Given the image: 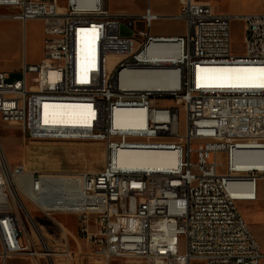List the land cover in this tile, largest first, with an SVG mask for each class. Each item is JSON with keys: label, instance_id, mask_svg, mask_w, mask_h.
Masks as SVG:
<instances>
[{"label": "built area", "instance_id": "obj_1", "mask_svg": "<svg viewBox=\"0 0 264 264\" xmlns=\"http://www.w3.org/2000/svg\"><path fill=\"white\" fill-rule=\"evenodd\" d=\"M90 2L0 0L10 11L1 19L42 21L44 35L42 59L25 60L20 79L0 71L1 121L30 140L95 141L106 149L102 170L45 172L12 166L0 142L2 261L24 256L52 264L59 254L43 234L36 242L26 200L57 223L59 215L75 217L78 236L107 264H262L264 250L239 203L259 202L264 179V13H220L207 1L179 0L169 15L147 0L142 13L130 15L110 12L107 0ZM237 20L245 26L243 56L232 53ZM173 21L184 25L183 34L154 33ZM81 34L93 50L78 65ZM213 67L223 80L251 67L254 82L210 83ZM162 73L163 89L124 82ZM62 102L84 105L85 122L53 121ZM130 118L135 125L123 126ZM129 151L172 154L175 163L130 166L120 161Z\"/></svg>", "mask_w": 264, "mask_h": 264}, {"label": "rangeland", "instance_id": "obj_2", "mask_svg": "<svg viewBox=\"0 0 264 264\" xmlns=\"http://www.w3.org/2000/svg\"><path fill=\"white\" fill-rule=\"evenodd\" d=\"M156 0H153L155 2ZM207 1L219 12L232 14H248L253 12H264V0H199ZM147 5V0H107L106 6L112 13H124L138 15L142 13ZM10 13L8 9L0 8V15ZM244 23L234 21L231 29L232 53L236 56L244 54ZM42 30L43 24L39 21H28L26 24L16 23L13 20L0 19V67L10 69L4 59V54L10 52L12 45L9 38L18 31L21 45L28 53V59H33L42 51ZM154 33L165 34L185 30L181 22L176 24L168 22L154 26ZM5 35H3V33ZM125 34H132L127 27H123ZM12 73V80L21 78V69L9 71ZM0 142L4 153L12 166L24 164L32 170L45 172H76L102 170L106 163V149L102 142L95 141H42L30 140L22 129L17 125L4 123L0 119ZM220 163L226 161L225 154L217 157ZM261 200L259 202H242L239 208L244 214L251 230L264 250V179L259 181ZM27 211L38 225L44 239L58 249V255L52 264H107L105 259L94 253L91 244L78 236L76 219L73 216L60 215L57 217L59 223L66 229L68 242L61 225L37 211L28 201H24ZM26 213V212H25ZM25 221L27 227L33 234L36 242L40 237L38 229L33 222ZM184 240L182 239V243ZM183 247V246H182ZM1 253V247H0ZM44 261V258H43ZM45 264L46 261H44ZM0 264H5L0 256ZM7 264H30V260L24 256L11 257ZM111 264H145L140 260H127L117 258ZM193 264H203L201 261H194ZM264 264V262H262Z\"/></svg>", "mask_w": 264, "mask_h": 264}, {"label": "bare ground", "instance_id": "obj_3", "mask_svg": "<svg viewBox=\"0 0 264 264\" xmlns=\"http://www.w3.org/2000/svg\"><path fill=\"white\" fill-rule=\"evenodd\" d=\"M97 1L98 0H91L90 5L93 6ZM77 3L79 5L87 4L86 0H77ZM92 50H93V46L87 34H81L78 37V65H82L87 61V59L91 56ZM249 69L252 68L242 67V68L234 69V71L237 73L236 75L238 76L232 78V80H223L217 76L219 75V72L222 69L220 67H213L209 69V71L213 76V78H211L209 82L214 84H222V83L252 84L254 81L250 78ZM124 82L126 84L137 87H156L158 89H163L168 86L167 82H165L164 73L154 76L140 75V74L129 75L124 78ZM55 106H56L55 116L53 117V121L59 123H66V124H79L85 122V120L82 117L84 105H82L81 103L62 102L56 104ZM133 125H135V122H133L131 118L123 122V126L125 127H131ZM120 161L130 166L165 167L174 164L175 158L172 154H168L164 152L129 151V152H123L121 154ZM35 223L36 222L34 221L33 224L39 231L40 229L38 225ZM39 233L41 234L40 231Z\"/></svg>", "mask_w": 264, "mask_h": 264}, {"label": "crops", "instance_id": "obj_4", "mask_svg": "<svg viewBox=\"0 0 264 264\" xmlns=\"http://www.w3.org/2000/svg\"><path fill=\"white\" fill-rule=\"evenodd\" d=\"M152 4H153V8L155 9V11H157L159 13H162V14L174 15V14H176L179 11V0H156L155 2H152ZM217 12H219V11H217ZM220 13H228V12H220ZM253 13H264V12H253ZM248 14H251V13H248ZM32 21H39V20H32ZM14 22L17 23L18 21H14ZM39 22L42 23V21H39ZM173 22L175 23V25L180 23V22H177V21H173ZM181 25H182V23H181ZM184 31L185 30H183V31L182 30L181 31L177 30L176 32H172V33H169V34L181 35V34L184 33ZM2 33H3V35L6 34V33L4 34V32H2ZM9 40L11 41L12 48H11L10 52H8V54L7 53L4 54V59H5V61L8 64H9V62H12L13 66L10 69H12L14 71L15 70H20L22 68L23 63L25 62V60L28 63H35V62H38V61H40L42 59V57L44 55V35H43V30H42V43H41L42 44V51H41V53L38 56H36L35 58H33L31 60L28 59V53L25 51L23 44L21 45L18 31H15L14 35L11 38H9ZM10 69H7L6 67H0V71L9 72ZM76 224H77V220H76ZM8 260L6 262H4V263L7 264Z\"/></svg>", "mask_w": 264, "mask_h": 264}, {"label": "snow or ice", "instance_id": "obj_5", "mask_svg": "<svg viewBox=\"0 0 264 264\" xmlns=\"http://www.w3.org/2000/svg\"><path fill=\"white\" fill-rule=\"evenodd\" d=\"M261 71H264V69H262ZM261 87H264V85H261Z\"/></svg>", "mask_w": 264, "mask_h": 264}]
</instances>
